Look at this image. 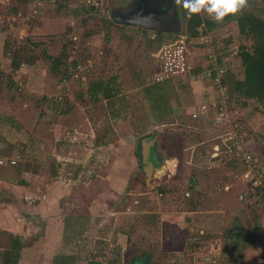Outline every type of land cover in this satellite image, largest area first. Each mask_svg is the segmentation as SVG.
<instances>
[{
	"label": "rangeland",
	"instance_id": "1",
	"mask_svg": "<svg viewBox=\"0 0 264 264\" xmlns=\"http://www.w3.org/2000/svg\"><path fill=\"white\" fill-rule=\"evenodd\" d=\"M90 1L39 0L17 12L16 0H0V251L12 236H22L21 264H53L72 251L65 239L70 229L62 224L68 217L85 226L81 243L104 264H264V201L242 179L232 180L242 172L243 151L264 167V101L241 104L226 91L223 106L208 79L191 89L174 83L171 106L178 113L162 116L145 91L156 81L154 53L180 36L190 38L191 14L182 4L187 20L161 39L155 31L117 28L111 11L129 0ZM250 3L247 10L264 17V0ZM200 14L203 35L195 41L208 34L217 42L189 43L196 60L203 64L205 54L220 51L228 74L242 77L239 53L251 51L252 41L241 36L236 21ZM105 20L113 22L109 29ZM207 20L216 28L207 31ZM62 53L68 55L63 68L52 73V59ZM74 60L82 71L72 69ZM114 75L123 82L127 106L117 119L106 100L94 102L86 94L87 79ZM63 88L70 91L61 100ZM56 101L69 108L66 115L54 111ZM204 101L208 118L193 119ZM145 144L150 176L139 166ZM154 148L163 157L155 169ZM106 176L111 184L101 188ZM256 226L258 241L227 253V231L253 232Z\"/></svg>",
	"mask_w": 264,
	"mask_h": 264
},
{
	"label": "trees",
	"instance_id": "2",
	"mask_svg": "<svg viewBox=\"0 0 264 264\" xmlns=\"http://www.w3.org/2000/svg\"><path fill=\"white\" fill-rule=\"evenodd\" d=\"M16 1L18 3H17V6L15 5L14 9H16L18 12V9L22 6V4L23 5L29 4L35 1L37 2L39 0H16ZM87 1L88 3H91L90 0H87ZM248 3H250V0H247V5ZM83 13L84 12H81V14ZM230 21H236L238 24V28H239V32L241 36L243 38L250 39L253 43V47H251V51L246 50L245 48H242V50L239 53L241 57V61H242V66L244 68L242 77H238V76L235 77L232 74L231 75L228 74L229 70L226 68V65L224 64V61H223L224 53H221L220 51L218 52L212 51L210 53L205 54L206 58H204V60L206 61H202L203 64L201 63V58H199L196 62L198 65L196 73L197 74L202 73V76H203V71H204L203 66L206 65L207 60L209 59L210 55H212L216 57V62L213 60L211 61L212 66L221 67L225 70L221 78V85L226 89L227 93L230 96V99H236L241 104L242 103L246 104V101L248 99L249 100L254 99L259 102H263L264 101V17L255 14L252 10H247V8L245 7L239 13L225 17V19L222 22L228 23ZM105 22H106L108 29L110 25L113 24L111 20H109V22L108 20H105ZM203 23H205V21L203 20L201 14H191L189 26H188V30H189L188 32L190 33L189 35L190 38L187 39L188 43H192V44L196 43L197 45H200L197 41H195V39H199V36L201 34L199 31V28L202 26ZM216 25L217 24H215V22L207 20L206 30L207 31L212 30L216 28ZM117 28L120 29L121 31L125 30L123 26H120ZM202 35L203 34H201V36ZM105 36L107 38L105 40H107V42L108 40L110 41V33L108 32ZM156 36L161 38L162 34H159V33L155 34V37ZM210 42L211 43L209 45H212V43L215 44L217 40L215 38L210 39ZM201 45H205V44H201ZM155 54L156 53H154V55ZM67 56H66V53H62L60 56L52 59V66H51L52 73L58 74L62 70L63 59H65V57ZM72 66H74L72 69L74 68L77 69L78 67L81 66V61L79 62V60L78 61L74 60ZM88 69L87 70L90 71L91 68H88ZM63 73L67 77L71 75V72L68 73L67 68H65ZM216 76H217V71L214 70L213 77L216 78ZM85 78L87 79V77ZM87 81L89 82H88L86 94L88 95L89 99L94 102L106 100L107 106H109V108H111V111H112L111 116H113L116 119L120 117L121 115L120 113L124 111L127 108V106H126V103H124L125 101L124 100V90L122 86L123 82L121 84L118 76L117 75L111 76L110 78H108V80L87 79ZM8 83L10 86H13V89H18V85H16L12 81L11 78H9ZM174 83L178 85L179 89H185V88L191 89L190 85L186 83L184 84L180 79H175V80L170 79V80H166L160 83L154 82V84L145 87V91L148 94L152 104L154 105V110L160 111L162 116H166L168 114L175 115L178 113L176 108H173V106H171V101L173 99H176L177 97V92L175 88L173 87ZM68 91H70L69 88H63L62 89L63 94L59 95L58 99L62 100V96L65 95V93H67ZM80 98L84 99L83 93L80 94ZM60 103L61 102L59 101L52 102L53 104L52 107L54 111H57V113L61 115H66L69 112V108L64 104L60 105ZM100 143L101 142L97 144L99 145ZM8 161H9V165H11L10 160ZM261 167L264 168L262 165ZM244 170H246V167L243 165L242 172ZM52 174L56 175L55 168L52 171ZM193 179H194V183L197 184V180L195 178ZM18 184L23 186L26 184V182H24L23 180H19ZM193 189H191L190 191H192ZM126 190H133V189L128 186L126 187ZM255 190H256L255 192L256 195H259L260 197L259 200L264 201V191L261 188H257ZM72 226L73 227L71 228L76 229V232H77V229H78L77 226L75 224ZM259 228L260 226H256V230H254L253 232L252 231L250 232L235 231V230L227 231L226 237L228 238V240H231V244H229L227 248V253L232 254L233 252L238 251L241 248V246L245 247L247 243L254 244L256 241H258L259 234L255 233V231L261 232L260 231L261 228L260 229ZM77 233L82 235L81 231H78ZM23 249H24V243H23L22 237L12 236L10 239L9 246H7L5 249H2L0 251V264H19ZM102 253L103 252L100 251L98 254L101 255ZM89 254H90V258L93 257L95 259V257H97L96 254L92 255L93 252ZM76 261H77L76 256L72 257V256H66V255L65 256L58 255L55 257L53 264H77ZM143 262H144V259L137 260V264H142ZM88 264H104V263L102 261L99 262L97 260L94 261L90 259V262Z\"/></svg>",
	"mask_w": 264,
	"mask_h": 264
},
{
	"label": "built area",
	"instance_id": "3",
	"mask_svg": "<svg viewBox=\"0 0 264 264\" xmlns=\"http://www.w3.org/2000/svg\"><path fill=\"white\" fill-rule=\"evenodd\" d=\"M33 5H37L36 1L31 3L30 7L33 8ZM187 39L188 36H180L175 42L164 44L156 52L154 55L157 69L156 81L160 83L170 79H180L184 84L186 83L192 87L195 83L208 79L217 85V90L221 93L220 96L224 106V104H226L227 93L226 89L221 85V78L225 70L221 67H213L211 61L213 60L216 62V57L210 55L206 65L203 66V76L202 73L197 74V60L195 58V54L191 51L190 44L187 42ZM198 43L201 45L211 42L209 36L206 35ZM76 70L82 71L81 66ZM214 70L217 71L216 78L213 77ZM206 102L204 101L192 113L193 119L198 120L201 118H208L211 109ZM215 106L217 109H220L221 111L223 110L222 107H218V103ZM221 115L223 116L224 113H221ZM215 121L216 123H219L220 118L215 119ZM242 154L243 165L246 167V170L241 172V174H234L232 180H238V178L242 179L245 183L249 184L251 188L250 191H253L252 193L256 192L255 189L257 188H261L264 191V168L259 165V160L248 151H243ZM10 162L11 165H17L16 160H10ZM0 163L3 164L2 161ZM227 189H229V187ZM241 198L243 199L244 196H241Z\"/></svg>",
	"mask_w": 264,
	"mask_h": 264
},
{
	"label": "flooded vegetation",
	"instance_id": "4",
	"mask_svg": "<svg viewBox=\"0 0 264 264\" xmlns=\"http://www.w3.org/2000/svg\"><path fill=\"white\" fill-rule=\"evenodd\" d=\"M183 1L182 0H129V2L118 9L120 13L124 14V16H128L129 18L138 19V16H149L151 20L149 22L150 25L157 27L159 29H166L171 28L173 24L178 22V25L184 23V17L182 18V7ZM180 5V6H179ZM184 16V13H183ZM171 24V25H170ZM177 25V24H176ZM181 29H177L176 32L180 31ZM159 34H167V33H160ZM168 34H173L170 32ZM176 34V33H175ZM153 157L151 158L153 161L154 169L163 161V157L161 153L156 151L154 148ZM139 166L141 164L139 163ZM166 166L169 167V164L166 163ZM139 170V169H138ZM194 182V179L191 180V183ZM193 184H191L190 189H193ZM135 264V262L133 263Z\"/></svg>",
	"mask_w": 264,
	"mask_h": 264
},
{
	"label": "clouds",
	"instance_id": "5",
	"mask_svg": "<svg viewBox=\"0 0 264 264\" xmlns=\"http://www.w3.org/2000/svg\"><path fill=\"white\" fill-rule=\"evenodd\" d=\"M246 6L247 0H183V7L188 13H206L216 22H222L225 17L239 13Z\"/></svg>",
	"mask_w": 264,
	"mask_h": 264
},
{
	"label": "water",
	"instance_id": "6",
	"mask_svg": "<svg viewBox=\"0 0 264 264\" xmlns=\"http://www.w3.org/2000/svg\"><path fill=\"white\" fill-rule=\"evenodd\" d=\"M111 20L113 22H115L117 25L120 26H125V27H139L142 28L144 30H148V31H155V32H160V33H170L173 32L175 33L177 31V29H179L180 25H178V22L176 21V24H173V26L171 28H166V29H159L157 27H154L152 25L149 24L151 17L149 16H138V19H134V18H129L128 16H124V14L120 13L118 10H112L111 11ZM171 25V24H170ZM147 144H145L140 151H138V155H139V160H140V164L141 166L144 168L145 172L147 173L148 176L151 175V162H149L148 158H147V150H148V146H146ZM154 168V167H153ZM235 231H241L239 229H234ZM243 231V230H242Z\"/></svg>",
	"mask_w": 264,
	"mask_h": 264
},
{
	"label": "crops",
	"instance_id": "7",
	"mask_svg": "<svg viewBox=\"0 0 264 264\" xmlns=\"http://www.w3.org/2000/svg\"><path fill=\"white\" fill-rule=\"evenodd\" d=\"M168 35V34H167ZM201 103V102H200ZM56 133L57 132H59L58 130L57 131H55ZM101 173V172H100ZM99 173V174H100ZM98 176V175H97ZM112 177V176H111ZM111 177H107L106 176V178H101V180H100V185H101V188H102V186H107V185H109V184H111ZM116 177V176H115ZM81 218H83V217H81ZM84 219H85V217H84ZM73 220H72V218L70 219V222H69V219H68V217H66L65 219H62V224H63V228H69L70 229V232L69 231H67V233L65 234L66 235V237H65V239L67 240V244H68V246L72 249V251L70 252H67V253H61V254H59V256L60 255H66V256H76L77 257V264H88L89 262H90V259L91 260H97V261H102V258L100 257V259H99V256H97V257H95V259L93 258H90V254L89 253H92V250H87V246H85V244L86 243H84V245L81 243V241H83V240H85V242H86V239H85V237L86 236H84L83 234H84V232H85V226H83L82 227V229L81 228H78L77 229V232L78 231H80L81 230V234L82 235H80V234H78L77 232H76V229H74V228H71V227H73L72 225H74V224H72L73 222H72ZM86 222V221H85ZM83 232V233H82ZM22 237V236H21ZM23 239V238H22ZM73 246H76V249H73L72 247ZM75 248V247H74ZM77 248H78V250H77ZM23 254V253H22ZM22 256V255H21ZM82 256V257H81ZM103 262V261H102ZM22 263V258H21V260L19 261V264H21Z\"/></svg>",
	"mask_w": 264,
	"mask_h": 264
}]
</instances>
